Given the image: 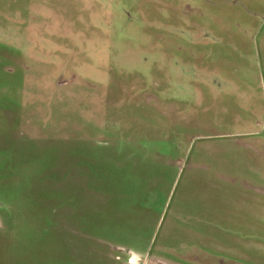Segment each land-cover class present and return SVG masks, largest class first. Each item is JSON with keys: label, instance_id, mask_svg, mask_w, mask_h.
Segmentation results:
<instances>
[{"label": "rangeland", "instance_id": "1", "mask_svg": "<svg viewBox=\"0 0 264 264\" xmlns=\"http://www.w3.org/2000/svg\"><path fill=\"white\" fill-rule=\"evenodd\" d=\"M0 264H264V0H0Z\"/></svg>", "mask_w": 264, "mask_h": 264}]
</instances>
